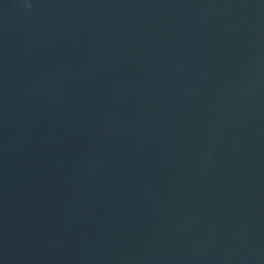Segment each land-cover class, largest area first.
<instances>
[{"label": "water", "instance_id": "obj_1", "mask_svg": "<svg viewBox=\"0 0 264 264\" xmlns=\"http://www.w3.org/2000/svg\"><path fill=\"white\" fill-rule=\"evenodd\" d=\"M0 264H264V0H0Z\"/></svg>", "mask_w": 264, "mask_h": 264}]
</instances>
